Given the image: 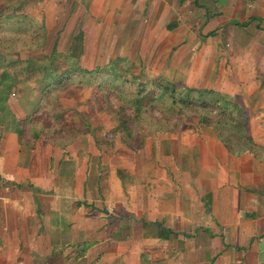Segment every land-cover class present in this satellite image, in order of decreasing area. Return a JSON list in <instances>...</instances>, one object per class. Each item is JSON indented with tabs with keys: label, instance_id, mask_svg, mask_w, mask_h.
I'll use <instances>...</instances> for the list:
<instances>
[{
	"label": "crops",
	"instance_id": "obj_1",
	"mask_svg": "<svg viewBox=\"0 0 264 264\" xmlns=\"http://www.w3.org/2000/svg\"><path fill=\"white\" fill-rule=\"evenodd\" d=\"M36 1L37 7L43 0ZM51 1L60 12L67 2ZM0 2L9 13L27 11L37 24L43 19L41 9H27L31 0ZM84 4L95 22L80 25L75 36L88 35L87 29L96 36L146 37L141 59H132L139 76L145 78V70L219 93L246 116L256 149L233 156L205 127L129 138L115 132V117L108 122L100 110L99 130H110L109 144L88 131L64 148L42 139L20 143L18 130L36 106L24 107L31 94L16 93L26 82L13 83L9 72H1L0 260L264 264V0ZM119 45L125 53V44Z\"/></svg>",
	"mask_w": 264,
	"mask_h": 264
},
{
	"label": "trees",
	"instance_id": "obj_2",
	"mask_svg": "<svg viewBox=\"0 0 264 264\" xmlns=\"http://www.w3.org/2000/svg\"><path fill=\"white\" fill-rule=\"evenodd\" d=\"M0 36V49L4 51H34L46 44L45 27H38L27 16L14 12L0 13ZM9 42L11 45L5 46ZM53 48L48 56L14 61L7 67L13 83L34 79L42 86L33 116L24 120L18 130L20 143L42 139L64 148L85 134L76 126L72 133L65 131V110L58 101L72 88H81L91 90L101 102L102 111L115 117V132L129 138L180 131L184 121L191 119L196 121L197 128L212 129L216 139L233 156L256 149L246 134L241 109L215 91L178 87L163 78L135 84L128 80L127 68H117L121 63L117 59L101 67L86 68L81 62L84 55L81 32L72 38L66 52L59 53ZM35 116L38 118L34 119ZM83 125L89 126L85 121ZM87 131L90 135L94 133L89 128ZM59 136L66 142H60Z\"/></svg>",
	"mask_w": 264,
	"mask_h": 264
},
{
	"label": "rangeland",
	"instance_id": "obj_3",
	"mask_svg": "<svg viewBox=\"0 0 264 264\" xmlns=\"http://www.w3.org/2000/svg\"><path fill=\"white\" fill-rule=\"evenodd\" d=\"M34 1L37 3L36 0H31L30 2L31 5H28L27 9L31 10L35 7L34 11L42 10L43 13L42 21L37 24L34 19L29 17L27 11L26 12L24 11L23 14L26 15L28 19L38 27L42 26L41 23L45 24L46 44L44 45V47L38 48L34 51L20 50L19 52H12V51H4L0 49V74L1 72H9L7 67L10 63L14 61L26 60L29 58H38L43 55L45 56L50 55L51 51L54 49L53 47H55L56 51L59 53L66 52L67 48L69 47L70 41L75 36L76 32L78 33L79 31H81L78 29V27L82 24H84L85 26L88 25L92 26L95 22L94 20H90L94 18L95 15H91V13L89 12V5L84 4L85 0H73V2L71 0H66L67 2H65V4L63 5L61 12L56 9L57 7L56 3L53 4L51 0L48 2H46V0L43 1L40 0L41 4H38L37 7L36 5L34 6L35 4ZM59 1L63 2V0H59ZM8 8L9 7L7 5L0 2V13L1 12L2 14L9 13L10 11L9 10L7 11ZM50 12L51 13L54 12L52 19H50V15H49ZM56 12H58L57 17L56 19H53ZM73 14H77V17L75 16L74 20L72 19L73 17L68 18ZM96 16H98L99 18H103V15L102 16L96 15ZM64 23L66 24L69 23L71 25V26L69 25V27L67 28L68 30L66 29L65 26H63ZM100 23L104 25L106 22L99 21L97 24ZM61 26H63V28ZM85 30L88 31V32L84 31L88 35L84 36V55L81 58V62L85 64L87 67H91V68H94L95 66L101 67L117 59L119 60V62H121L117 65V68L128 67L129 77L127 78L128 80L132 81L135 84H139L143 82L147 83L151 79L159 78V76L156 75L155 73H154L155 75H153L150 74L149 72H146L145 70H144L145 78H142L141 76H139L140 68H138L137 66L138 63L132 61L133 57L135 56L137 57L136 59L137 61L141 59L140 57V51L142 49L141 47L144 46L147 48L148 46L149 39L147 40L146 37L140 35L118 37L117 32L116 34L113 35L112 33H110V35L108 36H100V35L96 36L95 34H92V32L95 33L96 31H90L87 29ZM138 32H142V30H138ZM1 38L2 36H0V39ZM120 41L121 44L122 42L125 44V49H126L125 53H122L123 46L119 45ZM20 44L21 43L18 42L16 43V46L19 47ZM10 45L11 42L7 43L5 46H10ZM161 78H163V75ZM175 85L178 87H182V85H178V84ZM41 87H42L41 83H39L34 79L24 84L19 82L18 86L16 87L17 95L18 93L20 94L23 91L25 92L26 95L25 97H27L28 99H29L28 96H30V94L32 96V99H30V101H27L26 104L22 102L24 107H26V105L34 107L35 105L36 106L35 108H37L40 99L39 97L40 94H34V92L38 93L39 92L38 90L42 89ZM16 96H14L15 99ZM58 101L60 102L61 109L65 110L64 122H66V124L64 126L65 127L64 129L67 133H72L73 130L75 129L73 128L74 126L77 127L76 129H80L81 131L83 130L86 132L87 128L91 129L92 128L91 126H96L100 124V120L102 119V117L101 114H98L96 111L99 110L102 111L101 109L102 104L101 102L100 103L98 102V99L95 96H93L91 90L72 88L69 92H65L63 96L58 99ZM75 101H76V107L75 109H73L74 108L73 104L75 103ZM23 106H20L22 110L29 108V107L24 108ZM105 117L108 118V122L111 121L112 119L111 116L105 115ZM245 117L246 116H244L242 113L241 119L243 121L246 120ZM37 118L38 117L35 116L34 119ZM83 121L88 122L89 126L85 128V126L83 125ZM108 122H104V123L108 124ZM195 124L196 121H193L191 119L185 120L183 123L182 131L187 130L188 133H190V132H196L197 130L202 128V127L197 128ZM99 128L100 125L92 129L94 130L95 133L94 134L95 140H98L99 142L100 141L108 142L109 144V142L112 141L113 139L110 130L108 132L105 131L102 132V129L99 130ZM245 130L247 132L246 127ZM175 132L179 133L181 132V130ZM120 134L123 135L124 133L120 132ZM159 134L160 132L156 134L149 133V135L146 137L142 135H137V136H141L142 138H147V137L157 136ZM82 136H84V134H82ZM58 138L61 139L60 142L62 143L63 141L66 142L64 137L59 136ZM0 264H6V263L0 260Z\"/></svg>",
	"mask_w": 264,
	"mask_h": 264
}]
</instances>
